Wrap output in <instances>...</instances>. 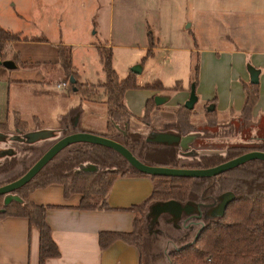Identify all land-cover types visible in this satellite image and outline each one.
Listing matches in <instances>:
<instances>
[{
  "label": "rangeland",
  "instance_id": "obj_1",
  "mask_svg": "<svg viewBox=\"0 0 264 264\" xmlns=\"http://www.w3.org/2000/svg\"><path fill=\"white\" fill-rule=\"evenodd\" d=\"M98 1L99 3L97 0H0V22L27 32L24 34L29 37L43 34L48 40L71 44V63L80 82L94 85L101 92L102 88L96 85L104 81L105 75L97 50L91 42H106V45L111 47L112 66L119 77L125 78L130 74L131 68L139 64L142 71L135 76L137 84L143 86L159 80L166 88H177L172 91H159L157 97L163 99L169 95L174 99L181 87L189 84L193 78L197 57V101L194 107L188 110L185 118L187 121L183 124L185 129L193 130L191 133L197 135L195 138L181 145L183 135L178 133L175 119L176 112L183 105L173 110L175 122L167 123L164 129L152 123L150 118L143 121L140 117H131L125 126V123L118 124L121 127L119 129L117 126L119 133L134 131L140 133L144 140L157 143L164 141L163 145L171 144L177 150L178 164L193 163L204 154L225 153L229 146L254 148L264 145V115L256 112L250 120H246L238 114L243 105V99L240 102L238 99L240 95L241 98L244 96L242 64L245 62L246 69L248 65L254 66L252 61L250 62L252 54L259 49L264 50V23L261 22L260 28L257 29L253 23L233 20L232 15L223 17L214 14L212 11L220 8L217 0ZM231 1L233 3L244 0ZM227 28L235 33H225L223 30ZM236 28L243 29L246 33H237L239 30ZM149 32L153 37V54L146 56ZM227 35L236 38V43L248 53L224 54L222 49L230 45ZM1 53L5 59L18 61L17 55L7 44L2 47ZM145 91L142 88L129 90L125 99L133 108H141V100L147 94ZM73 95L81 98L77 93ZM214 96L220 100L216 107L222 116L216 113L208 114V103L201 104L204 99ZM96 99L98 101L89 100L87 104L83 102L82 107L99 103L104 100V96L99 95ZM222 104L229 107L222 109ZM231 107H234L236 115L230 112ZM36 125L38 124L33 122L29 124L32 129L22 131L11 124L9 132H4V147L13 150L17 146L19 154L12 163L3 159L10 155L0 159V183H5L24 171L40 150L46 149L60 136L58 129L36 128ZM42 130L56 135L33 142L35 138H40L36 132ZM74 144L66 146L61 153L76 147ZM30 148H33V151L26 150ZM112 161L117 163L115 159ZM106 162V165H111ZM94 168L97 169L98 166L95 165ZM85 169L89 170L91 167ZM76 170L83 171L80 167ZM171 219L170 215L161 214L150 228H147L148 221L144 220L142 252L146 264H168L167 253L194 236L197 226L188 232V237L183 240L187 229L182 226L181 218ZM150 220L151 217L149 222Z\"/></svg>",
  "mask_w": 264,
  "mask_h": 264
},
{
  "label": "trees",
  "instance_id": "obj_2",
  "mask_svg": "<svg viewBox=\"0 0 264 264\" xmlns=\"http://www.w3.org/2000/svg\"><path fill=\"white\" fill-rule=\"evenodd\" d=\"M148 34L149 48L146 56L153 54V37ZM25 40V38H23ZM11 40H20L19 33H12L0 27V60H5L1 53L2 47ZM32 41L42 42L44 38H31ZM107 43H94L102 70L104 81L96 86L80 82L77 73L71 63V47L58 45V62H21L19 54V65L22 68H39L45 73V81H52L53 78H61L67 82L69 94H79L85 100L98 101L99 95L104 96L103 102L107 112V130L102 136L111 138L127 147L135 157L148 165L181 167V168H207L237 157L245 152L260 150L264 151V145L254 148H247L240 145L229 146L225 153H211L201 155L197 161L190 164H178L177 150L172 145H163L144 140L140 133L126 131L119 133L120 123L128 124L132 117L131 111L124 102L125 92L129 89H149L172 91L177 88H166L161 81L156 80L140 86L136 83L137 74L130 71L125 78L120 79L112 66V49ZM193 67V78L191 83L196 86L199 71L198 58ZM49 74L51 77L48 78ZM74 81L71 82L70 80ZM244 102L240 114L246 120L252 118V110L258 100V84L243 82ZM96 95V96H93ZM92 96L94 98H92ZM155 107L154 98L146 101L144 113L140 119L147 121L150 113ZM186 107L181 106L176 112V126L180 135H186L193 130L185 129L183 124L188 113ZM208 114H215V111H207ZM37 119H25L17 112L10 111L7 121L0 123V130L9 132V125L13 124L22 131L30 130L29 124ZM119 124V125H118ZM187 124V123H186ZM122 130V129H120ZM69 133L63 131L60 138ZM57 138V140L59 139ZM54 143V142H53ZM52 143V144H53ZM50 144L46 149H48ZM73 147L63 154L58 152L41 170L26 184L15 189L9 194L0 195V219L14 216L23 217L27 220L29 229L38 232V264H45L49 258L59 257L60 251L53 239L52 229L46 219L47 209L51 206L37 204L31 200L33 191L45 188L50 184L57 183L63 187L64 197L78 193L81 195L77 208L80 210L110 209L107 204V195L113 181L118 176L124 175H146L153 181V188L150 196L140 204H134L127 208L132 217L130 231H108L98 233V244L101 250L107 248L113 242L121 240L136 247L139 253V263L146 264L143 256V222L148 221L149 210L152 204L168 200H176L181 204L192 203L199 206L198 213L183 215L180 219L182 226L187 229L182 237L185 240L188 232L195 226L194 236L184 241L177 247L171 249L167 255L168 264H264V161L252 159L229 169L213 177H175L156 176L142 173L131 166L127 160L112 148L88 143L77 142ZM29 146V145H28ZM39 148V147H38ZM19 147L15 146L10 156L3 159L7 163L16 161L19 154ZM36 149V148H35ZM40 150L36 158L30 160V164L24 171L10 179L11 182L22 176L31 165L45 152ZM65 149V148H63ZM33 151V148L26 149ZM61 153V154H60ZM63 154V155H62ZM112 159L117 160L114 163ZM108 161L111 165H106ZM90 163L97 165L93 171H77L80 165ZM107 163V162H106ZM114 163V164H112ZM99 170V171H98ZM5 183H0L3 185ZM226 192L234 194L223 213L219 217H211L209 211L220 201V196ZM7 195H15L18 199H11L5 203Z\"/></svg>",
  "mask_w": 264,
  "mask_h": 264
},
{
  "label": "crops",
  "instance_id": "obj_3",
  "mask_svg": "<svg viewBox=\"0 0 264 264\" xmlns=\"http://www.w3.org/2000/svg\"><path fill=\"white\" fill-rule=\"evenodd\" d=\"M217 2L220 8L212 11L214 14L223 17L232 15L233 20L253 23L254 28L257 26V29L260 28L261 22L264 23V0H244L233 3L231 0H217ZM97 3H99L98 0ZM251 17L253 19H250ZM0 27L20 34V40H11L7 45L15 54H19L21 62L57 63L58 45H71L62 41L48 40L43 34L29 37L24 34L27 32L17 30L12 25L3 22H0ZM223 31L235 33L234 30L228 28ZM237 33H246V31L240 29ZM31 38L46 40L37 42L30 40ZM227 38L230 45L226 49H222L225 51L224 54L244 55V53H248L245 48L236 43V38L229 35ZM91 45L95 47L94 42H91ZM34 51L37 53L34 54ZM252 55L250 62L252 61L251 63L260 69L259 82L257 83L258 100L252 110L253 117L256 112L264 115V50L259 49ZM8 60L15 64V68L7 69L0 65V123L6 122L8 112L14 111L25 119H37L35 121V124H38L36 128L58 129L60 134L63 131H82L99 135L106 132L107 112L103 100L83 108L82 103L87 104L89 100H81L80 97L77 98L75 95L69 94L66 87H58V84L63 81L61 78L55 77L52 81L46 82L45 73L39 68H22L18 61ZM244 64L245 62L242 64L241 77L245 80L243 82H250L249 73L246 64ZM49 77L51 76L48 75ZM190 85L191 81L187 86L183 85L180 91L175 94L174 99H171L169 95L163 103H155V107L150 113L152 123L164 129L167 127V123L175 122L173 110L179 105H184L189 97ZM163 86L165 85L163 84ZM194 87L196 88L197 84ZM129 90L125 92V95ZM143 90H146L147 94L141 100L143 106L141 108L140 106L137 108L130 106L124 96V102L131 111L132 118L142 117L146 101L151 98L155 99L159 93V90ZM217 98V96L206 98L201 104L208 103L206 107L213 105L215 113L222 116L223 114L216 107L220 103L219 98L215 102ZM238 101L243 103L244 96L241 98L240 95ZM221 107L227 109L229 106L222 104ZM233 110L234 107H231L230 112L235 113ZM165 118L167 119L165 120ZM74 120L77 122L73 123ZM0 132L4 133L1 130ZM4 144L3 141H0V152L7 149ZM2 157L0 156V159ZM87 167H91V169L86 170ZM94 167L95 165L90 163L80 165L83 171H93L96 169ZM152 188L153 181L149 176H118L109 189L107 204L110 209L106 210L78 209L77 205L81 195L75 193L64 197L63 187L57 183L33 191L31 194L33 202L51 206L47 209L46 219L51 226L53 239L60 251L59 257L49 258L45 264H138L139 253L135 246L117 240L101 250L98 244V233L103 230L130 231L133 215L127 208L145 201L150 196ZM38 253V232L35 229H29L25 218L9 216L0 219V264H38Z\"/></svg>",
  "mask_w": 264,
  "mask_h": 264
},
{
  "label": "water",
  "instance_id": "obj_4",
  "mask_svg": "<svg viewBox=\"0 0 264 264\" xmlns=\"http://www.w3.org/2000/svg\"><path fill=\"white\" fill-rule=\"evenodd\" d=\"M0 65H2L7 69L15 68V64L8 59L0 60ZM141 69H142L141 65L137 64L131 68V71L135 74H139L141 72ZM247 71L249 73L250 83L257 84L259 82L260 69L252 65H248ZM70 81L73 82L74 80L71 79ZM154 100L156 104H160L165 99L156 96ZM196 101H197V95L195 93L194 84H192L190 87L189 97L185 101L184 107H186L187 109H192ZM213 109H214L213 105H209L207 107V111H212ZM161 133L163 132H159V134ZM31 134H35V133H31ZM36 134L40 135V138L38 139L35 138L36 140H34L33 142L56 135L54 133H50L48 130H42L36 132ZM5 136L6 135L4 133L0 132V141L4 142L6 138ZM195 136L197 135L194 133L183 135V137H181V145L185 144L186 142H189V140L195 138ZM77 142L94 143L112 148L113 150L121 154L127 160V162L138 171L148 175H156V176L213 177L252 159H260L264 161V151L253 150V151L245 152L237 157H234L232 159L219 163L215 166L207 167V168H181V167H165V166L148 165L141 162L137 157L133 155V153L127 147H125L123 144L119 143L118 141H115L111 138L99 134L79 131V132L69 133L56 140L48 149L45 150V152L31 165V167L22 176L11 182L0 185V195L9 194L15 189H18L24 184H26L58 152H60L66 146ZM158 143L164 144V141ZM12 153L13 150L8 148L1 151L0 156L11 155ZM233 198H234V194L232 192H226L222 194L220 196V201L218 202V204L209 211V215L211 217H219L223 215L227 204L231 200H233ZM11 199H18V197L15 195H7L4 201L5 203H7ZM196 212L198 213V217H199L200 216L199 206L194 205L192 203L181 204L176 200L156 202L151 205L149 210V216L151 217L149 226L151 227L152 225H154L157 221V218L161 214H168L172 217L171 220H176V219L178 220L183 215H191Z\"/></svg>",
  "mask_w": 264,
  "mask_h": 264
},
{
  "label": "built area",
  "instance_id": "obj_5",
  "mask_svg": "<svg viewBox=\"0 0 264 264\" xmlns=\"http://www.w3.org/2000/svg\"><path fill=\"white\" fill-rule=\"evenodd\" d=\"M67 82H60L59 84H58V87H67Z\"/></svg>",
  "mask_w": 264,
  "mask_h": 264
}]
</instances>
